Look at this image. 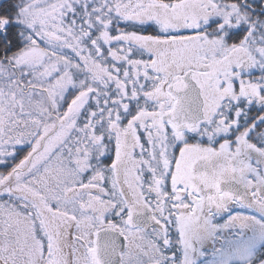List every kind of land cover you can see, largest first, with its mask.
Returning <instances> with one entry per match:
<instances>
[{
    "label": "snow or ice",
    "instance_id": "6c2138e0",
    "mask_svg": "<svg viewBox=\"0 0 264 264\" xmlns=\"http://www.w3.org/2000/svg\"><path fill=\"white\" fill-rule=\"evenodd\" d=\"M0 264H264V0H0Z\"/></svg>",
    "mask_w": 264,
    "mask_h": 264
}]
</instances>
